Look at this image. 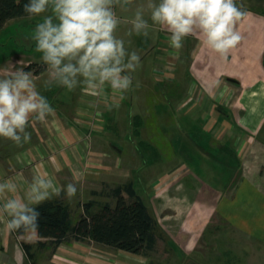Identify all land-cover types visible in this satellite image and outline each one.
Instances as JSON below:
<instances>
[{
	"label": "crops",
	"instance_id": "obj_1",
	"mask_svg": "<svg viewBox=\"0 0 264 264\" xmlns=\"http://www.w3.org/2000/svg\"><path fill=\"white\" fill-rule=\"evenodd\" d=\"M145 2L141 0L128 10L135 12ZM241 3L251 15L237 22L236 31L241 35V41L230 50L227 58L208 49L198 33L186 37L179 50L170 46L169 33L158 26L150 28L145 40L170 47L160 49L156 44L155 57L158 56L161 65L165 66V71H160V79H165L171 85L172 93L179 90L185 93L178 100L174 98L178 103L177 109L180 112L186 110L188 122L193 117L194 122L200 121L202 128L207 130L210 136L203 139L209 140L207 146L216 151L210 154L217 157L215 161H219L220 166H233L228 171L230 174L225 175L226 179L217 181L211 188L192 185L188 168L179 170L180 174H176V177L170 178L169 174V179L158 182L160 185L155 189V197L160 201V208L166 209L164 204L170 201V214L167 216L162 212L164 216L161 217V220H169L164 227L170 228L166 230V233L170 232L171 246L169 250L166 249L170 253V264H210L212 260L228 264L239 257L230 260L227 254L241 252L242 246L252 244L249 247H252L254 253L253 246L264 249V144L254 142L249 152L243 154L242 150H236L235 155L227 142L230 140L233 141L232 145H237L245 134L248 139H254L258 126L264 122V0H237L238 5ZM123 10L124 7L121 12ZM145 14L148 18L147 11ZM149 22L152 23L150 19ZM121 27L119 25L117 34ZM128 31L126 38L136 36L127 35ZM37 65L41 68L32 72L38 79L48 69L45 65ZM57 88L51 87L49 90L38 87L45 96L49 95L46 91L54 93ZM59 89L62 94L58 99V96L55 97V104L46 96L55 113L45 122L30 121L27 129L31 133L29 142L16 145L0 138V180L12 179L24 184L33 176L47 172L59 186L75 184V197L69 199L63 193L59 197L68 207L71 222L73 214L78 215L79 219L85 208L95 212L108 203L98 206L97 201L90 199L85 203L81 201V194H102L99 188L108 183L99 179L97 173L112 181L120 165L113 164L111 156H121L123 153L119 148L106 144L104 132L88 136L87 147V131L83 121L94 109L96 101L104 108L103 120L109 128L113 124L117 126L115 122L118 121L124 129L129 111L123 98L119 99V94L94 98L84 92L83 87H77L68 91L72 93L70 98L64 94L65 88ZM113 106L119 109L115 110ZM137 117L140 122L141 114L132 115L131 127ZM137 130L130 128L127 131L135 134L139 132ZM242 143L243 140L239 145ZM202 152L208 154L205 148ZM228 154L233 155L232 160L227 159ZM124 156L126 161V153ZM85 159L94 162L90 164ZM171 174L175 175L174 172ZM186 178L191 181L190 186L183 182ZM117 187L122 185L118 183ZM168 187L172 188L169 194ZM115 188H111L113 196ZM122 192L120 194L124 197ZM115 202L108 204L113 206ZM95 205L97 209H94ZM216 230H220L221 234ZM245 240L249 243L245 244ZM214 248L222 250L218 257L212 255ZM111 249L102 244L75 240L72 234L59 244L42 237L29 240L26 236L20 237L18 233L10 234L3 221H0V264H146L135 258L137 254L122 250L118 251L121 254L106 255L108 251H113ZM119 257L126 258L127 262Z\"/></svg>",
	"mask_w": 264,
	"mask_h": 264
},
{
	"label": "clouds",
	"instance_id": "obj_2",
	"mask_svg": "<svg viewBox=\"0 0 264 264\" xmlns=\"http://www.w3.org/2000/svg\"><path fill=\"white\" fill-rule=\"evenodd\" d=\"M128 0H27L22 11L38 18L31 39L48 69L45 89L57 85L68 91L82 86L93 96L107 98L109 90L121 99L133 87L132 73L141 66L137 51L126 47L117 35L121 18L116 8ZM148 18H145V12ZM251 15L237 0H147L137 7L127 35L147 37L158 26L169 33L173 49L183 47L194 33L205 46L222 58L241 41L237 22ZM151 20V24L149 23ZM0 75V138L22 145L31 140L32 122H45L55 113L48 98L37 87L36 76L24 68ZM139 87V84L136 85ZM77 193L73 183L59 186L47 172L24 184L0 180V221L6 230L39 238L37 206Z\"/></svg>",
	"mask_w": 264,
	"mask_h": 264
},
{
	"label": "rangeland",
	"instance_id": "obj_3",
	"mask_svg": "<svg viewBox=\"0 0 264 264\" xmlns=\"http://www.w3.org/2000/svg\"><path fill=\"white\" fill-rule=\"evenodd\" d=\"M139 1L141 0H128V3L123 6L124 12H121V8L123 7L118 6L116 8L117 15L122 21L120 24L122 27L117 35L125 40L126 47L129 51L135 50L141 57V66L136 72L132 73L133 87L123 96V103L126 104V108L129 111V118L126 119V125H124L126 127L123 129L118 121L115 122L118 125L114 126L113 124L111 128L105 125V120H103V116L105 117L104 108L99 106L97 101L94 106H99V108L95 109L94 107L92 112L86 116L85 121H83V125H85L87 131V138L85 139L87 147H89V142L87 141L89 139L88 136L104 132L103 137H105L106 144L123 151L121 156H111V159L114 161L113 164L119 163L120 169L119 172L114 174L112 181H110L109 177L99 176L97 173L99 179L107 181L108 184L99 188L102 194L94 196L82 193L81 201L86 203L87 201L95 200L98 206L105 202L113 204L115 199L111 195V188H115L118 183L122 185V194L125 199H129L128 194L124 191L125 188L123 185H132L136 194L140 196L151 215L155 217L162 234V237L157 241V247L152 251H148L147 254H137L135 258L145 261L144 263L146 264H170V253L166 251L171 246L170 232L166 233V230L169 231L170 228L167 229L164 227L165 223H168L167 221L169 220H161V217L164 216L162 212L167 216L170 214V201L168 202L169 205L164 204L166 209L160 208V201L155 197V189L160 185L158 182L169 179L167 178L169 174L170 178L176 177V174H180L178 173L179 170L188 168L192 176V185L200 188H211L217 181H222L223 178L226 179L225 175L233 169V166H220L219 161H215L217 157H212L210 154H215L216 151L214 148L207 146L209 140L203 139L205 136H210L207 134V130L202 128L200 121L194 122L193 117H190L191 122H188V117L185 113L186 110L180 112L177 109L178 103H176V100L181 98L185 93L180 90L172 93L170 91L171 85L165 79L163 81L160 79V71H165V66L161 65V60L159 61L158 56H156L157 58L155 57L156 41L154 43L150 41L146 42L147 37L144 38L143 36L137 35L133 38H126V31L131 29L130 20L135 13L130 12L128 8L136 5ZM37 22L38 18L29 19L24 16L9 20L0 30V75L6 74L3 71L4 69H7L8 72L18 68H24L26 70V67L30 65L32 68L31 71H35L41 68L37 64L44 65L41 60V53L35 51V42L31 39L35 23ZM157 47L160 49L161 47L170 48L164 44H157ZM48 78L47 71L40 78L36 79L37 87H44V82ZM137 83L139 87L136 86ZM59 87L57 85L52 86L54 89L57 88V91L54 93L49 92L50 88L46 91V93H49L46 96L50 98L53 104H55V97L58 96V99L62 94ZM84 92L91 94L86 89H84ZM64 94H68L72 98V93L68 92V90H65ZM109 94L114 95L110 90L108 92ZM112 108L116 110L118 106H113ZM217 110L220 111V109ZM133 114H141V118L139 122V117H137L135 124L131 127L130 123ZM130 128L138 129L139 132L137 130V133L132 134V131H127ZM236 128L239 129L238 127ZM226 129L229 130L228 127ZM107 130L110 131L106 132ZM240 131L244 132L242 129ZM200 136L202 139H200ZM241 137L239 139L241 141L238 140L237 145H232L233 141H227L229 144L228 147L230 146L234 150L235 155L237 154L236 150L237 152L242 150L243 154L249 152L254 142L259 141L261 144H264V122L258 126L256 135L253 137L254 139H248L247 134ZM242 140L243 143L239 145ZM86 145H84V150L87 149ZM203 148H205L208 154L202 152ZM108 153L111 154L112 152ZM125 153L126 161H124ZM101 157L99 158L101 159ZM227 159L232 160L233 155L230 156L228 154ZM85 162L91 164L94 161L85 159ZM173 168L174 171H172ZM173 172L175 174L174 176L171 174ZM117 177L120 180L116 181ZM183 182L190 186L191 181L188 178L184 179ZM95 184L97 185V182ZM98 186L94 187L98 188ZM171 189L168 187V194ZM97 208V206L94 207V209ZM76 220H78V215L75 216L73 214L71 223H75ZM216 231L219 235L221 234L220 230ZM246 243L249 242L245 240ZM240 244L245 245L244 243ZM249 246H252V244L242 246V250L239 253L234 251L227 254L230 260H235L239 257L238 260L228 262V264H264V249H257L256 246H253L255 247L254 253L252 247ZM111 250L113 251H108L109 254L106 253V255L121 254V252H118V249L112 248ZM212 251V255L218 257L222 250L221 248H214ZM118 259H124L123 261H126L124 257H119ZM210 264L226 263L212 260Z\"/></svg>",
	"mask_w": 264,
	"mask_h": 264
},
{
	"label": "trees",
	"instance_id": "obj_4",
	"mask_svg": "<svg viewBox=\"0 0 264 264\" xmlns=\"http://www.w3.org/2000/svg\"><path fill=\"white\" fill-rule=\"evenodd\" d=\"M27 0H0V30L11 19L26 16L22 11ZM264 64V59H263ZM31 68L30 65L26 70ZM129 199L114 190L115 205L103 204L99 210L87 208L72 226L68 207L59 198L37 206L40 213V235L59 244L69 234L78 241L102 244L132 254H147L162 237L161 229L132 185L124 187Z\"/></svg>",
	"mask_w": 264,
	"mask_h": 264
}]
</instances>
